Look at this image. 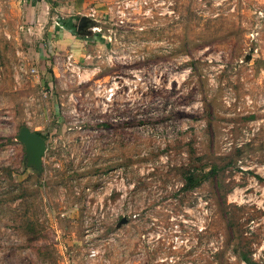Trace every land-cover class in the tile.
Returning <instances> with one entry per match:
<instances>
[{
    "label": "rangeland",
    "instance_id": "rangeland-1",
    "mask_svg": "<svg viewBox=\"0 0 264 264\" xmlns=\"http://www.w3.org/2000/svg\"><path fill=\"white\" fill-rule=\"evenodd\" d=\"M244 258L264 264V0H0V264Z\"/></svg>",
    "mask_w": 264,
    "mask_h": 264
},
{
    "label": "water",
    "instance_id": "water-1",
    "mask_svg": "<svg viewBox=\"0 0 264 264\" xmlns=\"http://www.w3.org/2000/svg\"><path fill=\"white\" fill-rule=\"evenodd\" d=\"M18 139L24 144L28 155V165L40 167L41 157L46 150V143L43 137L27 126H22L18 133Z\"/></svg>",
    "mask_w": 264,
    "mask_h": 264
},
{
    "label": "trees",
    "instance_id": "trees-1",
    "mask_svg": "<svg viewBox=\"0 0 264 264\" xmlns=\"http://www.w3.org/2000/svg\"><path fill=\"white\" fill-rule=\"evenodd\" d=\"M37 134L40 135L39 132H36ZM186 186L187 187H193L197 184V179H196V175H194V172H191L189 173L187 176H186ZM249 264H254L252 263L250 260H248L247 258H244Z\"/></svg>",
    "mask_w": 264,
    "mask_h": 264
},
{
    "label": "crops",
    "instance_id": "crops-1",
    "mask_svg": "<svg viewBox=\"0 0 264 264\" xmlns=\"http://www.w3.org/2000/svg\"><path fill=\"white\" fill-rule=\"evenodd\" d=\"M46 4V3H45Z\"/></svg>",
    "mask_w": 264,
    "mask_h": 264
}]
</instances>
